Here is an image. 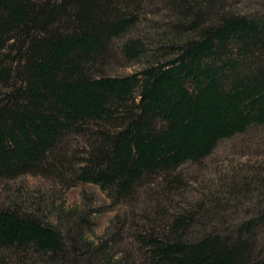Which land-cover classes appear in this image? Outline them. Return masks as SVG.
Returning a JSON list of instances; mask_svg holds the SVG:
<instances>
[{"label":"trees","instance_id":"obj_1","mask_svg":"<svg viewBox=\"0 0 264 264\" xmlns=\"http://www.w3.org/2000/svg\"><path fill=\"white\" fill-rule=\"evenodd\" d=\"M228 1L0 0V179L43 172L78 135L76 181L133 214L114 261L0 207V264H264V209L218 227L215 201L172 205L183 164L264 127V11ZM155 2L168 27L152 37L138 25Z\"/></svg>","mask_w":264,"mask_h":264},{"label":"rangeland","instance_id":"obj_2","mask_svg":"<svg viewBox=\"0 0 264 264\" xmlns=\"http://www.w3.org/2000/svg\"><path fill=\"white\" fill-rule=\"evenodd\" d=\"M228 2L238 12L264 11V0ZM165 14L162 4L155 2L146 9L138 28L148 36L155 30H166ZM141 64L131 63L116 72L131 74ZM84 143L81 136L70 135L61 148L59 161L45 165L43 172L0 179V207L34 215L68 240L78 234L82 243L108 250L112 260L118 261L125 256L124 251L132 250L127 248L132 238L122 223L133 214L128 206L113 204L98 185L76 181L74 171L82 160ZM176 174L180 183L174 189L172 205L201 202L209 208L215 201L220 204L215 222L218 227L256 216L264 209V127L220 140L200 163L187 162ZM127 260L132 261L130 257Z\"/></svg>","mask_w":264,"mask_h":264}]
</instances>
